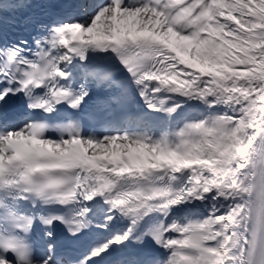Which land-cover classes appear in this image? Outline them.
I'll use <instances>...</instances> for the list:
<instances>
[{
	"label": "snow or ice",
	"instance_id": "obj_1",
	"mask_svg": "<svg viewBox=\"0 0 264 264\" xmlns=\"http://www.w3.org/2000/svg\"><path fill=\"white\" fill-rule=\"evenodd\" d=\"M0 264H264V0H0Z\"/></svg>",
	"mask_w": 264,
	"mask_h": 264
}]
</instances>
